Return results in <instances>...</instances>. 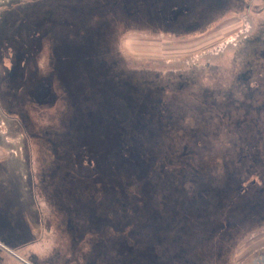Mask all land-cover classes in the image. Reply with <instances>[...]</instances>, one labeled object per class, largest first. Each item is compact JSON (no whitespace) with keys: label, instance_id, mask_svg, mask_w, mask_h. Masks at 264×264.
Listing matches in <instances>:
<instances>
[{"label":"flooded vegetation","instance_id":"obj_1","mask_svg":"<svg viewBox=\"0 0 264 264\" xmlns=\"http://www.w3.org/2000/svg\"><path fill=\"white\" fill-rule=\"evenodd\" d=\"M261 1L0 0V264H206L217 234L264 223ZM244 11L257 18L242 29ZM138 26L171 44L226 27L223 47L237 30L234 82L201 87L204 55L173 85L127 70L117 37ZM157 41L142 44L186 50ZM225 116L216 176L209 141ZM183 135L197 150H179ZM248 264H264V250Z\"/></svg>","mask_w":264,"mask_h":264},{"label":"rangeland","instance_id":"obj_2","mask_svg":"<svg viewBox=\"0 0 264 264\" xmlns=\"http://www.w3.org/2000/svg\"><path fill=\"white\" fill-rule=\"evenodd\" d=\"M252 2H253L252 6L254 7L257 0H252ZM247 16L257 18L254 13L247 12V11L246 12L244 11L242 14H239L238 17H239V22H241L240 24L242 26V29L248 28V26H245V24L247 23V20L249 19V17ZM232 17H234L233 14H232ZM230 27L231 26H229V28ZM224 28L218 29V31L216 30L215 32H213L211 36H209L208 39H206V40H212L214 38L213 40H215V42H212V44L207 47H199L201 43H204V41H206L203 39L202 40L199 39L194 42L192 41L190 43L171 44L169 40L166 41L165 39H163L161 35L154 34L156 33V31L150 33L146 29L143 30L144 28H142V26H138L137 28H127L126 30H124V32L120 34V36L117 37V42L119 43V50H118L119 52L117 56L120 58L121 60L120 62L123 64V66L127 70H133V71H138V72H141V71L157 72L161 74L162 79H164L166 83L173 85L176 83L184 82L185 76L187 77L190 74H194V71L190 70L192 67L191 65L193 64L192 62H196L195 61L196 59L200 58L201 55H204L205 61L201 63L199 62L197 66L194 67L196 68L194 69L195 72L199 73L198 77L196 78L198 79V82H199L198 84L201 87H209V88H213L214 90L216 88L226 89L227 87H230L232 85V83L234 82V78L236 77V74L238 72L237 71L238 66H235L234 63L232 62V60L236 59L235 54H234V49H235V42H236L235 40L237 39L236 38L237 30H235L233 34L225 37L226 45L225 47H223V45L219 44L218 42L221 40L220 38L222 35V30ZM133 39H134V43L136 44L134 46L135 49L132 48L127 43L129 40L131 41ZM156 40H158L157 42L162 44L161 48L167 47L169 45H173V46H177L176 50L181 49V48H184L186 50L182 54L174 53L172 55L163 57V56H159V54L157 53V51H159L158 46H155L154 48V46L142 44V42L151 43ZM185 45L189 46V48H187V46ZM146 48H150V49L146 50ZM145 52H148V53H145ZM207 61L212 62V63L214 62L215 66H217L218 68H213V67L207 68L206 67L207 65H204L205 62ZM178 73H183L185 75H180V76H183L182 78H180L178 77L179 75L178 76L176 75ZM198 88L196 87V89ZM60 108H61V104L60 105L57 104L54 106L52 110L50 109V110L42 111V112L38 111L37 114L33 112L32 116L36 117L37 115H40V116H43L44 118L52 114V116L54 117L56 115L55 111L60 110ZM211 112L213 113V111ZM227 119L228 118L226 116L215 118L216 121L214 123H217L216 124L217 129L214 128V133L216 132L218 136L213 134L212 140L209 141L210 149L214 148V151H213L214 156H215L214 160L219 165V167H217L218 165L216 166L217 169L214 170L213 172L214 174H216V176H218L217 174H222L221 173L222 171L220 169L221 164H223V160L221 158L222 152L227 151L229 148L228 142L226 140L227 131L224 129L225 125L229 127L227 123L228 122ZM188 121L189 122H186L187 125L189 123V127H192L194 123V119L189 120V117H188ZM221 121L222 122L227 121V122H225L224 125L223 124L221 125L219 124L221 123ZM209 130L211 131V129ZM227 130H229V128ZM187 137L189 138L188 135L182 136V138H184L185 141L184 143H182L183 145L181 144L182 148L180 149L179 147V150L181 152L186 151L188 154L189 150H191V148L193 149V147L190 146L189 144L190 141L189 139H187ZM186 146H187V149H186ZM174 147L175 146L173 144L171 148L173 149ZM193 150H197V149H193ZM185 160L187 161V159ZM181 166L184 167L185 165L181 164ZM181 170L183 171V169ZM136 179L137 181H139L140 178L139 179L136 178ZM129 196L131 197V194H129ZM43 207H44L43 211L45 212L46 211L48 213L57 212L56 209L53 208L52 206L45 207L43 205ZM257 225L256 227L252 229H249L250 226H248L246 230L243 233H241V235H239L238 233L233 234L231 232L230 239H232V241H229L230 239L227 233L222 232V233L217 234L212 239V242L216 243L217 245L216 248L220 249V251H218V253L216 254V259H214L213 255H211L210 260L206 261V264L207 263L215 264L216 261H217L216 262L217 264H248L252 256L258 254L259 252H261V250H264V223H262L260 226H257ZM226 241H228V243ZM225 242L227 243L228 249L227 251L224 252V250L222 249H223V245L225 244ZM46 248H48V246ZM38 252H39L38 254H41V255L47 253V252L43 253L44 252L43 250L38 251ZM222 253H223V257H219ZM8 264H20V263L14 260V262H9Z\"/></svg>","mask_w":264,"mask_h":264}]
</instances>
